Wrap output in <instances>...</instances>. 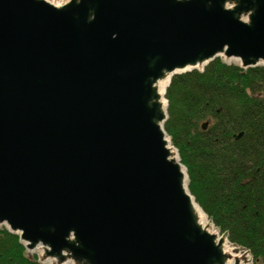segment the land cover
<instances>
[{
    "label": "water",
    "instance_id": "1",
    "mask_svg": "<svg viewBox=\"0 0 264 264\" xmlns=\"http://www.w3.org/2000/svg\"><path fill=\"white\" fill-rule=\"evenodd\" d=\"M219 56L264 64V0H0V225L50 264H243L155 86Z\"/></svg>",
    "mask_w": 264,
    "mask_h": 264
},
{
    "label": "trees",
    "instance_id": "2",
    "mask_svg": "<svg viewBox=\"0 0 264 264\" xmlns=\"http://www.w3.org/2000/svg\"><path fill=\"white\" fill-rule=\"evenodd\" d=\"M164 98L163 128L190 195L230 243L264 264V67L241 69L215 58L201 71L172 76ZM0 264L40 263L1 227Z\"/></svg>",
    "mask_w": 264,
    "mask_h": 264
},
{
    "label": "rangeland",
    "instance_id": "3",
    "mask_svg": "<svg viewBox=\"0 0 264 264\" xmlns=\"http://www.w3.org/2000/svg\"><path fill=\"white\" fill-rule=\"evenodd\" d=\"M46 1L49 2V3H52L54 5H63L66 2H68L69 0H46ZM218 58H220L222 61H224L227 64L239 65V61H236L235 59H225L223 56H219ZM258 66H263L264 67V64H259ZM177 74H180V73H177ZM174 75H176V74H174ZM176 155H177V157L179 159V155H178L177 150H176ZM179 162H180V159H179ZM206 219H207V222H208V228L214 230L219 235V237L223 238L224 241H226L228 246L233 250V253L236 255V257H240L241 258V261L243 262V264H260V263H256L254 261L251 253L248 250H246L244 248H241V247H237V246L233 245L232 243H230L228 238H227V235L221 233L219 231V229L216 228L213 225V223L207 218V216H206ZM1 227L7 229L5 225H0V228ZM25 251H26V254L28 255V257H32V256H38L39 257V255L41 254V250H39V249H36L34 251H29V250H27L25 248ZM40 264H50V262L49 261H44V262H41ZM65 264H69V263H65Z\"/></svg>",
    "mask_w": 264,
    "mask_h": 264
},
{
    "label": "bare ground",
    "instance_id": "4",
    "mask_svg": "<svg viewBox=\"0 0 264 264\" xmlns=\"http://www.w3.org/2000/svg\"><path fill=\"white\" fill-rule=\"evenodd\" d=\"M56 6H59V5H56ZM236 61H238V60H236ZM186 70H188V68ZM176 72L179 73L181 71H176ZM168 82H169V75L168 76L166 75L161 80H158L156 85H155L156 89H157V93L160 96V101H162L161 103L163 104V107L165 106V103L163 102L164 101L163 99H164L165 90H166V88L168 86ZM175 158L177 159L176 156H175ZM186 184H187V181H186ZM193 210H194V214L196 216V220H197L198 225L202 229L206 230L208 233H210V234H212L214 236L217 235L216 239L218 240L219 239V235L214 230L208 228V222H207V219H206V215L202 212V210L197 205L193 208ZM223 251L227 252V253H230L231 255H233V257H236V255L233 253V250L228 246L226 241H224V243H223ZM227 264H229V262H227Z\"/></svg>",
    "mask_w": 264,
    "mask_h": 264
}]
</instances>
